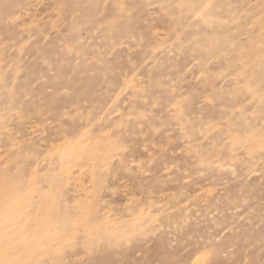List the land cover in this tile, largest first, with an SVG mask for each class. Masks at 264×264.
I'll use <instances>...</instances> for the list:
<instances>
[{
	"label": "rangeland",
	"instance_id": "obj_1",
	"mask_svg": "<svg viewBox=\"0 0 264 264\" xmlns=\"http://www.w3.org/2000/svg\"><path fill=\"white\" fill-rule=\"evenodd\" d=\"M0 264H264V0H0Z\"/></svg>",
	"mask_w": 264,
	"mask_h": 264
}]
</instances>
